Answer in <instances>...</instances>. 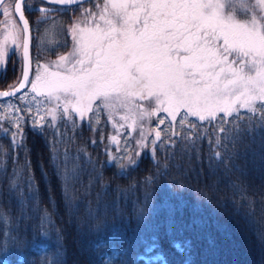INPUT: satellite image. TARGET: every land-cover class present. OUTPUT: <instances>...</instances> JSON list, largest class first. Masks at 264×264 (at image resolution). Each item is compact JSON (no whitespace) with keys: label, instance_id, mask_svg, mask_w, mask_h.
<instances>
[{"label":"snow or ice","instance_id":"6c2138e0","mask_svg":"<svg viewBox=\"0 0 264 264\" xmlns=\"http://www.w3.org/2000/svg\"><path fill=\"white\" fill-rule=\"evenodd\" d=\"M0 8V15L7 18L0 21V79H7L6 65L17 57L13 61L16 78L7 85L9 90L0 91V98L9 101H0V133L25 153L20 165L18 156L0 145V177L7 179V191L16 196L22 210L29 201L38 203L39 195L28 159L26 124L41 136L47 129L53 130L50 141L45 136L46 146L50 165L63 181L62 197L70 214L76 210L73 184L81 173L91 165L89 189L101 177L99 173L91 177L96 168L90 157H82L79 151L61 154L60 145L67 143L59 127L62 122L76 123L78 119L91 129L106 115L116 131L108 140L116 147L115 153L110 147L105 153L117 169L135 166L139 150L150 149L155 158L157 147L169 149L168 159H174L172 149L178 148L189 156L194 153L199 160V142L206 139L210 170L214 172L219 165L227 170L241 137L264 131V0H38L37 6L27 0H12L8 5L0 0ZM26 11L40 15L32 21ZM70 12V22L61 25L71 38L70 51L43 63L37 53L34 61V41L47 33L50 22ZM33 25L36 36L32 35ZM61 46L67 47V43ZM153 120L156 127L146 129ZM120 129L131 131L121 134ZM137 130L138 138L131 145L128 138ZM104 139L101 135L100 142ZM91 143L95 146L97 141ZM5 157L13 164L10 175ZM39 167L46 178L42 162ZM164 169L166 173L167 163ZM153 182L146 178L147 184ZM49 200L52 202L51 196ZM175 211L169 209V228L175 223ZM154 214L152 209L140 208L138 227L148 225ZM88 215L96 218L90 206ZM197 223L194 219L193 224ZM100 230L99 223L91 229ZM258 239L264 243V233ZM28 243L5 232L0 241V264H13V257L23 264L22 250ZM208 243L215 245L211 237ZM31 244L33 250H39L36 238ZM174 246L187 253L192 242ZM155 247L153 238L145 251L151 253ZM125 254L126 250L113 248L104 264ZM160 259L151 257L149 264ZM185 264H191V257Z\"/></svg>","mask_w":264,"mask_h":264},{"label":"trees","instance_id":"16d2710c","mask_svg":"<svg viewBox=\"0 0 264 264\" xmlns=\"http://www.w3.org/2000/svg\"><path fill=\"white\" fill-rule=\"evenodd\" d=\"M66 15L49 23L47 33L42 32L41 39L34 41L33 50L50 55L70 46V37L61 27L68 22ZM65 42L67 47L61 46ZM33 58L35 61L37 53ZM0 101L9 102L6 98ZM156 123L153 120L150 126L155 128ZM59 127L67 140L60 145L61 154L68 151L75 155L79 151L82 157H90L96 168L91 177L99 173L101 178L89 189L91 165L81 173L73 184L76 210L70 214L62 197L63 181L50 165L46 146L45 136L50 141L53 130L47 129L41 136L25 125V142L30 149L28 159L39 193L38 203L29 201L22 210L16 196L7 191V179L0 177V241L5 232L27 240L28 246L22 250L23 264H58L60 261L62 264H104L106 254L113 248L126 250V254L114 259L112 264H149L155 255L161 259L152 264H185L188 257L191 264H264V243L258 239L259 234L264 233V159H261L264 131L243 135L236 145L235 156L228 161V169L219 165L213 172L209 168L210 150L206 139L199 142V160L194 153L189 156L178 148L172 149L174 159H168L169 149L157 147L155 158L150 149L139 150L141 155L136 157L135 166L117 169L105 153L106 147L113 153L116 147L108 140L116 131L106 115L101 117L99 125L93 123L91 129L87 123L81 125L78 119L76 123L62 122ZM176 129L179 130L178 123ZM129 131L120 129L121 134ZM101 135L105 137L102 143ZM119 138L123 147L125 138L123 135ZM134 139L132 132L127 142L134 145ZM92 140L97 141L95 146ZM0 145L11 155H17L20 165L24 164L25 153L12 147L10 138L2 133ZM4 159L10 175L12 161L9 157ZM41 162L48 173L46 178L41 175ZM165 163L168 164L166 173ZM81 166H84L83 158ZM146 178H153L154 182L149 185ZM89 206L96 211L95 219L88 215ZM140 208L152 209L155 214L149 218L148 225L138 227ZM170 208L176 209L171 228L168 224ZM194 219L199 223L193 224ZM97 223L101 230L91 231ZM41 232L48 236L41 237ZM208 237L215 241L214 246L209 245ZM34 238L40 245L39 250L32 249ZM153 238L156 247L148 253L145 248ZM186 240H191V250L181 253L174 245L184 244ZM102 242L104 247L99 246ZM13 263H17L16 257Z\"/></svg>","mask_w":264,"mask_h":264},{"label":"rangeland","instance_id":"374dc122","mask_svg":"<svg viewBox=\"0 0 264 264\" xmlns=\"http://www.w3.org/2000/svg\"><path fill=\"white\" fill-rule=\"evenodd\" d=\"M11 3H12V0H5V5H8V4H11ZM35 6H36V4H35ZM84 6L85 7H89L90 5H86L85 4ZM0 11H2V8H0ZM31 14L34 16L33 17L34 19L37 16L40 15V13H37V12H32ZM6 19H7L6 17L0 15V21H5ZM2 29H3V24H0V36H2ZM70 49H71V38H70V46L63 51V54H65L68 51H70ZM31 52L33 54L34 53H39V55L41 56L40 58H41V62L42 63L43 62H47V61H51V60H55L57 58V54H55V55L54 54L45 55V53L40 52L39 49L37 50L36 48H34V50L32 48V51ZM61 53H59V54H61ZM16 59H17V57L16 56H13L11 58V61H9L7 63V65H6L7 66V79L6 80L0 79V90H2V89H4V90L5 89H8L7 88V85L10 84V83H12V82H14V80L16 78V73L13 71V61H15ZM148 127H151L150 124L149 125H146V129ZM133 133H134V137L135 138H138V130L136 132H133ZM155 256H159V255H155ZM13 264H17V263H13Z\"/></svg>","mask_w":264,"mask_h":264},{"label":"flooded vegetation","instance_id":"af4514ba","mask_svg":"<svg viewBox=\"0 0 264 264\" xmlns=\"http://www.w3.org/2000/svg\"><path fill=\"white\" fill-rule=\"evenodd\" d=\"M27 2L29 3L30 2V4H33L34 6H35V4H36V6H37V4H38V0H27ZM86 5H88V4H86ZM37 13H39V12H37ZM26 15L27 16H29V18L32 20V21H35V19L33 18L34 16L32 15V14H29L27 11H26ZM72 15V13L70 12V13H68L66 16H67V21L68 22H66L64 25H67L70 21H69V19H68V17L69 16H71ZM32 35L33 36H36L37 35V33H36V31H35V28H34V25H33V31H32ZM70 37V36H69ZM62 52V53H61ZM59 53H61V54H63V51H60V50H57V51H55L53 54L55 55V54H59ZM32 56H34V54L32 53Z\"/></svg>","mask_w":264,"mask_h":264},{"label":"water","instance_id":"95a60500","mask_svg":"<svg viewBox=\"0 0 264 264\" xmlns=\"http://www.w3.org/2000/svg\"><path fill=\"white\" fill-rule=\"evenodd\" d=\"M4 89L0 90V91H3ZM5 90H9V89H5Z\"/></svg>","mask_w":264,"mask_h":264}]
</instances>
